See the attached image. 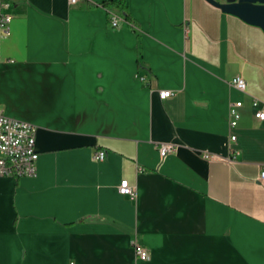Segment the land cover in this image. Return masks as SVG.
I'll use <instances>...</instances> for the list:
<instances>
[{
	"label": "crops",
	"instance_id": "obj_1",
	"mask_svg": "<svg viewBox=\"0 0 264 264\" xmlns=\"http://www.w3.org/2000/svg\"><path fill=\"white\" fill-rule=\"evenodd\" d=\"M6 1L0 112L37 128L39 158L0 176V264H264V31L207 0H125L116 29L107 0Z\"/></svg>",
	"mask_w": 264,
	"mask_h": 264
},
{
	"label": "built area",
	"instance_id": "obj_2",
	"mask_svg": "<svg viewBox=\"0 0 264 264\" xmlns=\"http://www.w3.org/2000/svg\"><path fill=\"white\" fill-rule=\"evenodd\" d=\"M80 0H69L70 5H76ZM10 4L6 0H0V60L1 41L9 35V26L13 21V15L9 13ZM122 19L116 14L112 15L111 28L120 26ZM138 78L146 83L145 77L138 75ZM231 86L242 93L247 91V83L242 76H236L231 81ZM161 100H166L173 96L170 90L159 92ZM244 106L242 101L231 103L229 109V127L235 129L241 120V111ZM252 110L255 119L264 121V102L253 99ZM37 128L25 121L9 118L0 112V176L32 177L37 174V161L39 153L36 149ZM236 136H230V142H235ZM175 150V145L165 143L158 146V151L164 159ZM233 159L239 155V151L232 150ZM106 157L105 151H97L93 158L96 161H103ZM202 157L206 160L216 158L214 154L203 152ZM142 170V169H140ZM260 180H264V169L261 171ZM119 194L135 200L137 189L130 185L127 180H123L118 187ZM137 259L146 261L149 259V252L141 245H135Z\"/></svg>",
	"mask_w": 264,
	"mask_h": 264
},
{
	"label": "water",
	"instance_id": "obj_3",
	"mask_svg": "<svg viewBox=\"0 0 264 264\" xmlns=\"http://www.w3.org/2000/svg\"><path fill=\"white\" fill-rule=\"evenodd\" d=\"M224 13L234 15L244 22L264 31V0H207Z\"/></svg>",
	"mask_w": 264,
	"mask_h": 264
},
{
	"label": "trees",
	"instance_id": "obj_4",
	"mask_svg": "<svg viewBox=\"0 0 264 264\" xmlns=\"http://www.w3.org/2000/svg\"><path fill=\"white\" fill-rule=\"evenodd\" d=\"M101 6L107 10L110 26H111L113 14L119 16L123 21L129 20L125 0H120V1L107 0L104 1L101 4Z\"/></svg>",
	"mask_w": 264,
	"mask_h": 264
}]
</instances>
